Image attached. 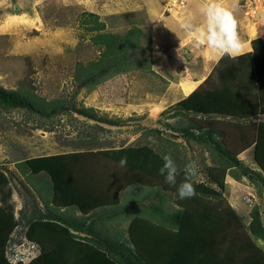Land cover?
Segmentation results:
<instances>
[{"label":"rangeland","instance_id":"374dc122","mask_svg":"<svg viewBox=\"0 0 264 264\" xmlns=\"http://www.w3.org/2000/svg\"><path fill=\"white\" fill-rule=\"evenodd\" d=\"M12 1L13 4L19 5L17 9H14V5L10 8L15 14L12 25L0 28V86L13 90L25 89L45 101L62 100L68 109L60 108L54 114L39 115L27 109L3 107L0 104V199L9 197L10 187L9 214L12 215L10 219L13 218L10 225L0 223L4 224L0 227V264H30L40 254L41 247L45 249L49 247L48 250L61 247L67 256L81 258L82 261L78 262L80 264H96L94 255L81 251L68 242L60 227L40 222L38 226L41 227L35 231V228H38L37 221L25 226L19 220L20 213L25 209L28 211L31 209V205H26L29 202L37 203L39 208L43 205L36 192L17 170L16 163L25 159L35 173L51 171L54 178L56 176V190L52 202L63 204L62 206L70 204L63 202L64 198L74 197L71 182H75L76 175H80H77L80 182L81 173H84L85 169L102 166V160L106 161L104 164L110 171V178L104 185L108 186L107 193L98 196L97 199L108 201L111 203L109 205H112L118 203L119 193L127 196L136 190L128 184L132 179L128 176L131 175H126V170L118 166L120 158L126 156L128 161L126 166L129 165L133 170L132 166L141 163L143 159L142 151L148 148L133 146L139 143L153 145L156 139V132L151 125L155 122H150L146 117L143 98L153 75L149 73L140 75L137 70L128 71L105 80L94 89H88L85 86L79 87L73 72L76 62H87L97 54L90 45L89 33L82 22L84 18L82 11L97 13L101 18L124 11H139L142 14L132 19L141 18L145 22L142 24L144 27L152 28L156 20L163 17L160 15V0ZM129 20L131 18L115 19L111 22L110 29L122 31ZM255 20L264 29V10L257 12ZM81 106L93 108L99 116L122 122L119 125H103L75 112L74 109ZM139 109L143 110L145 116L141 120L137 118L142 114ZM167 121L173 124L176 118ZM138 133L141 136L136 137L137 140L131 139ZM174 140L180 144L182 154L186 157L193 155L198 161L195 177L204 178L206 174L202 170L203 167L206 169L211 165V155L205 145L180 138ZM93 147L96 149L93 150ZM84 159H88L92 165L81 163L80 161ZM203 159L205 162H202ZM250 159L253 160L252 155ZM6 168L11 172L12 180ZM62 169H70L72 172L65 175L64 170L61 172ZM211 173L220 181L221 192L225 195L228 196L229 193L231 195L237 190L234 202L238 212L246 214L248 208L264 202V189H260L259 192L246 180L240 183L231 180L232 184L224 188L222 171L212 168ZM157 174L160 175L159 172ZM1 176L7 181L2 180ZM182 179L183 177L178 175L177 185ZM197 188L201 189L203 186L195 185V190ZM78 196L80 197L78 209L70 210L72 216L81 212L86 214L95 206L93 199L89 200L81 193ZM252 196V204H249L247 197ZM261 207L263 218L264 203ZM224 209L217 219L215 211L209 210L210 216L207 220L209 227L202 230L204 232L197 230V234L190 232L186 229L189 228L187 222L180 234H174L169 230L160 231L161 229L158 230L144 222L133 230L135 233L133 239L143 242L146 252L153 257L154 264H264V260L257 257L259 255L264 258L262 246L258 247L241 226L230 231L227 226L230 219L226 214L227 209ZM0 220H3L2 217ZM215 220L218 228L214 232L212 226ZM109 225L98 228L104 232ZM43 229L47 230V234ZM137 230L140 233L144 232L145 237H148L147 244H144L142 236L138 235L137 238ZM186 230L188 234H185ZM34 231L35 236L41 241L34 237ZM206 236L207 240L204 242L202 238ZM156 239L158 243L154 246ZM54 254V251L47 252L36 261V264H61L56 261Z\"/></svg>","mask_w":264,"mask_h":264},{"label":"trees","instance_id":"16d2710c","mask_svg":"<svg viewBox=\"0 0 264 264\" xmlns=\"http://www.w3.org/2000/svg\"><path fill=\"white\" fill-rule=\"evenodd\" d=\"M142 13L139 11H124L120 13L106 15L101 18L100 15L91 11H82L83 23L86 31L89 33L90 45L94 48L97 54L87 62H76L74 66V78L78 82L79 87L85 86L88 89H94L105 80L121 73L137 70L140 75H153L151 54L154 48V36L152 28H146L142 24L145 23L141 18L132 19ZM127 21L126 27L122 31L110 29L111 22L115 19ZM149 73V74H147ZM216 87L211 91H203L199 89L196 94L209 96L216 92ZM263 96V93H261ZM0 104L3 107L23 108L39 115H51L56 113L60 108L68 109L62 100L45 101L38 98L36 95L28 93L25 89H7L0 86ZM79 115L87 117L103 125L112 126L119 125L122 121L111 119L106 116H99L93 108L80 107L74 109ZM199 116L202 118L223 117L243 123L256 121L257 119L264 120V114L252 115L248 117H239L233 115L222 114L218 112H199L190 110L181 104H175L170 108L160 112L155 121L153 131L156 132V139L153 145L147 143H139L134 146L148 147L155 153L157 160L162 161L163 154H170L175 160L178 169L183 171L184 165L189 161L195 163L198 161L191 155L186 157L180 150V144L175 138H180L184 141H193L195 143L205 145L206 150L210 153V162L213 166L228 169V173L240 179L245 177L260 192L264 189V171L256 166H251L239 159L234 154L230 153L223 141L222 132L212 128H202L199 124L192 122L188 117ZM176 118L175 123L171 124L169 119ZM168 125V126H167ZM170 131H165V129ZM94 149L96 147H93ZM92 148V149H93ZM146 148L147 150H149ZM264 163V158L261 159ZM202 162H205L203 159ZM205 166V164H203ZM17 170L23 175L26 183L36 192L42 208L37 206L35 202H29L31 209H25L19 214V220L23 225L37 221L38 230L40 222L53 227H60L62 234L68 242L75 245L81 251L94 255L96 264H147L135 251L133 243L128 234L129 220L136 216H143L152 221H155L163 226L170 228H178L182 215V208L173 206L172 202L177 197V192L164 190L162 187H146L139 184L131 188L136 190L129 195H122L123 200L112 205L99 206L86 214L70 215V210L76 211L77 204L69 199H63V202L70 204H54L52 200L55 195L56 176L46 170L35 173L31 170L26 160H20L16 163ZM9 173L10 180L13 179L11 172ZM63 170L65 172H63ZM203 172L206 176L196 178L197 180L211 183L213 179L203 167ZM65 175L72 172L70 169H62ZM201 174V170L199 171ZM2 180L5 179L2 177ZM6 180V179H5ZM7 181V180H6ZM205 184V183H204ZM9 186V185H8ZM221 188L218 187L217 192H212L208 195L220 197ZM9 187V197H10ZM2 198L0 206V223L11 224L13 221L9 214L11 210L10 200ZM70 200V201H69ZM249 221L246 228L252 235L253 239H260L264 243V225L261 220L260 206L254 205L249 210ZM0 224V227L4 224ZM110 224L107 229L102 232L98 226ZM114 228L112 229V227ZM44 230V229H43ZM34 237L41 241V239ZM45 233L47 234V230ZM47 238V237H46ZM1 244V243H0ZM40 244V243H39ZM86 246V248L84 247ZM41 247V244H40ZM49 249V247H47ZM45 248L40 249V254L35 261L30 264H36V261L43 257L47 252H55V259L61 264H80L82 260L79 257L73 258L65 254L61 247L54 250ZM69 258L71 261H69ZM70 262V263H69Z\"/></svg>","mask_w":264,"mask_h":264},{"label":"crops","instance_id":"0c3cea01","mask_svg":"<svg viewBox=\"0 0 264 264\" xmlns=\"http://www.w3.org/2000/svg\"><path fill=\"white\" fill-rule=\"evenodd\" d=\"M233 3H235L234 15L238 22V32L245 44L243 54L235 59H231L228 56H224L223 58L213 56L206 48L197 47L195 41H190L181 29V22L189 17H194L196 21L202 19L198 12L199 0H189L183 17L175 19L163 16L153 24L154 48L151 54L153 80H150L148 89L143 94L146 105V117L150 122H155L161 111L175 104H181L190 110L218 112L227 114L228 116L248 117L264 114V29L255 20L257 13L253 18L245 16L239 0H228L229 6ZM13 5L12 0H0V28H7L12 25L15 14L10 11V8ZM215 87L217 89L216 92L209 96L195 93L199 89L207 92ZM261 93H263V96ZM139 112L142 113L139 114L142 116L138 115L137 118L141 120L145 116H143L142 109H139ZM189 120L199 124L202 128H212L222 132V141L230 153L245 163L256 166L259 169L261 168L264 171V163L261 161L264 158V120L257 119L256 121L243 123L227 117L202 118L194 115L190 116ZM151 125L152 127L155 126L154 124ZM139 136L141 134H135V138L133 137L131 139L137 140ZM142 153L144 155L141 163L134 164L132 166L133 170H131L129 165L128 167H122V170H126V175H131L128 176L132 178L128 184L132 186L139 184L146 187L160 186L164 190L177 192L176 186L166 184L164 177L157 174L159 168L162 166V161L157 160L153 150H143ZM250 155H252L253 160L250 159ZM80 162L92 165L88 159ZM148 162L150 166H148ZM104 163L106 161L102 160V166L85 169L84 173L80 172L82 174L80 182L78 180L79 174H77L78 176L76 175L75 182H71L73 184L71 191L74 197L68 198L72 202L79 205V193L84 194L89 200L93 199L95 206L91 207L86 213L91 212L99 206L111 204L108 201L97 199L98 196L107 193L108 186L104 185L108 181V178H110V171H108V167ZM152 164L154 166H151ZM212 168H218L222 171V177H224L225 182L224 188L228 187V184H232L231 180L237 183L246 180L249 184V181L245 177H241L240 179L232 177L228 173V169L208 165L206 169L213 179V182L208 184L204 182V184L203 181L197 180L194 184L201 185L203 188H197L195 196L183 200L177 196L173 199V206L182 208L183 210L178 228L174 229L163 226L143 216H136L129 220L127 229L130 240L133 243L135 251L147 264H154L153 257L148 255L143 242H140L138 239H133V230H136V226L148 222L156 229H161L160 231L169 230V232L174 234H180L185 222H187V224L189 223V228L186 229L197 234V231L200 232L209 227L207 223L210 216L209 210L215 211V219H217L219 214L222 215L225 210L224 208L227 209L226 214H228L230 219L227 225L228 229L232 231L237 229L238 226H241L248 237L258 247L262 246V249H264V243L260 239H253L245 227L250 218V209H247L246 214H242L236 209L234 198L237 196V190L233 191L231 195L229 193L228 196L223 192H221L222 195L220 197L207 194L217 192L218 187L221 188L220 181L214 178L212 175V173L214 174L213 171L211 173ZM107 172L108 176H106ZM135 175H140V177H135ZM179 175L183 177V171H180ZM249 185L252 184L250 183ZM122 200V193H119L118 203ZM96 203L100 204L96 205ZM262 203L260 202L259 205L261 220L264 225V216L262 218L263 214L261 210ZM212 227L215 232L218 228L216 220ZM137 233V238L138 235L142 236L145 242L144 244H147L148 237H145V233H140L139 230H137ZM185 234H188L187 230ZM202 240L206 242L207 236L202 238ZM157 243L158 240L156 239L153 243L154 246ZM84 247L86 248V246ZM257 257L264 260L259 255Z\"/></svg>","mask_w":264,"mask_h":264},{"label":"clouds","instance_id":"9594fccd","mask_svg":"<svg viewBox=\"0 0 264 264\" xmlns=\"http://www.w3.org/2000/svg\"><path fill=\"white\" fill-rule=\"evenodd\" d=\"M235 3L231 6L228 0H199L198 12L202 18L196 21L189 17L180 24L186 37L194 40L197 47L206 48L215 57L228 56L231 59L243 54L245 44L238 32V22L234 15ZM162 166L159 174L164 177L166 184L177 186L179 199H189L196 195L194 177L197 168L194 162L189 161L183 168V179L177 185L180 170L170 154H163ZM127 157L122 156L119 166L127 165Z\"/></svg>","mask_w":264,"mask_h":264},{"label":"built area","instance_id":"2783aa9c","mask_svg":"<svg viewBox=\"0 0 264 264\" xmlns=\"http://www.w3.org/2000/svg\"><path fill=\"white\" fill-rule=\"evenodd\" d=\"M189 0H160V15L175 19L183 17ZM240 5L245 16L253 18L254 15L264 9V0H240ZM170 131V129H165ZM251 197V196H250ZM247 197L249 204H252V198Z\"/></svg>","mask_w":264,"mask_h":264},{"label":"water","instance_id":"95a60500","mask_svg":"<svg viewBox=\"0 0 264 264\" xmlns=\"http://www.w3.org/2000/svg\"><path fill=\"white\" fill-rule=\"evenodd\" d=\"M14 8L17 9L18 8V4H14Z\"/></svg>","mask_w":264,"mask_h":264}]
</instances>
